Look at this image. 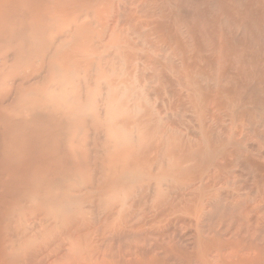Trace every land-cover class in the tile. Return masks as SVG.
Instances as JSON below:
<instances>
[{
    "label": "bare ground",
    "instance_id": "6f19581e",
    "mask_svg": "<svg viewBox=\"0 0 264 264\" xmlns=\"http://www.w3.org/2000/svg\"><path fill=\"white\" fill-rule=\"evenodd\" d=\"M0 264H264V0H0Z\"/></svg>",
    "mask_w": 264,
    "mask_h": 264
}]
</instances>
